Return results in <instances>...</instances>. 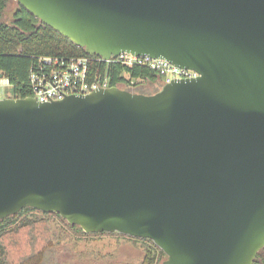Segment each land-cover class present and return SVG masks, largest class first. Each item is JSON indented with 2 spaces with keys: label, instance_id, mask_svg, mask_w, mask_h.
Segmentation results:
<instances>
[{
  "label": "water",
  "instance_id": "obj_1",
  "mask_svg": "<svg viewBox=\"0 0 264 264\" xmlns=\"http://www.w3.org/2000/svg\"><path fill=\"white\" fill-rule=\"evenodd\" d=\"M15 1L89 56L148 55L199 76L152 94L0 100V219L32 207L87 233L149 238L162 264H253L264 248V0Z\"/></svg>",
  "mask_w": 264,
  "mask_h": 264
},
{
  "label": "trees",
  "instance_id": "obj_2",
  "mask_svg": "<svg viewBox=\"0 0 264 264\" xmlns=\"http://www.w3.org/2000/svg\"><path fill=\"white\" fill-rule=\"evenodd\" d=\"M10 1L0 0V74H3V77L9 80V84L13 87L14 96L28 97L32 95L29 81L30 71L39 56L72 57L87 54L83 48L76 46L73 42L43 24L20 4L13 12L12 21L10 23L5 22L3 18ZM100 68L103 72L107 69L111 86H118L134 92H140L134 88L144 82L162 80L165 84L163 76L156 70L146 66L113 64L106 67L105 63H101ZM32 214L42 219H48L51 216L57 217L62 222H66L72 229L86 236L104 233L121 234L143 245L145 250L144 263L146 264H162V261L167 258L166 253L149 238L134 237L117 231L87 233L79 225L70 224L57 212H44L32 207H25L13 215L0 219V264H10L7 257L9 251L4 247L7 245L3 243V238L9 233L33 227L34 216H31ZM37 240L32 241L30 253L25 255L22 260L17 261L16 264L44 263L46 252L39 247ZM45 240L50 239L46 237Z\"/></svg>",
  "mask_w": 264,
  "mask_h": 264
},
{
  "label": "rangeland",
  "instance_id": "obj_3",
  "mask_svg": "<svg viewBox=\"0 0 264 264\" xmlns=\"http://www.w3.org/2000/svg\"><path fill=\"white\" fill-rule=\"evenodd\" d=\"M17 1L8 3L3 20L12 21ZM164 86L162 80L144 82L135 87L142 93H153ZM14 96L13 87L9 83H0V99ZM34 216L33 227L19 232L9 233L3 238L10 264H16L31 251L32 241L46 252L43 264H146L145 250L141 243L135 242L118 233L98 235H82L72 229L66 222L51 216L42 219ZM49 237L50 240H45ZM164 261V260H163ZM162 261V262H163Z\"/></svg>",
  "mask_w": 264,
  "mask_h": 264
},
{
  "label": "built area",
  "instance_id": "obj_4",
  "mask_svg": "<svg viewBox=\"0 0 264 264\" xmlns=\"http://www.w3.org/2000/svg\"><path fill=\"white\" fill-rule=\"evenodd\" d=\"M113 64L126 66H146L156 70L165 78V83L173 79L196 78L199 73L191 69H183L162 58L148 55L138 56L123 52L117 57L104 60L96 56H39L34 62L29 81L32 95L41 102H53L70 95H87L99 88L111 86L110 76L100 68ZM1 100V99H0Z\"/></svg>",
  "mask_w": 264,
  "mask_h": 264
},
{
  "label": "flooded vegetation",
  "instance_id": "obj_5",
  "mask_svg": "<svg viewBox=\"0 0 264 264\" xmlns=\"http://www.w3.org/2000/svg\"><path fill=\"white\" fill-rule=\"evenodd\" d=\"M264 264V248L261 249L256 257V259L254 260L253 264Z\"/></svg>",
  "mask_w": 264,
  "mask_h": 264
}]
</instances>
